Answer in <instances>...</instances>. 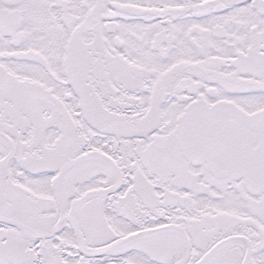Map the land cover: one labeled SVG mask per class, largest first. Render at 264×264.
<instances>
[{"label":"snow or ice","instance_id":"6c2138e0","mask_svg":"<svg viewBox=\"0 0 264 264\" xmlns=\"http://www.w3.org/2000/svg\"><path fill=\"white\" fill-rule=\"evenodd\" d=\"M0 264H264V0H0Z\"/></svg>","mask_w":264,"mask_h":264}]
</instances>
